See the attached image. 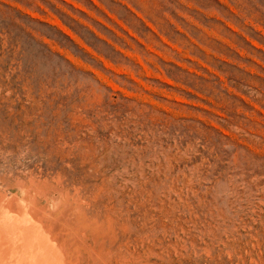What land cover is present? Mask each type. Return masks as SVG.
<instances>
[{"label": "rangeland", "instance_id": "rangeland-1", "mask_svg": "<svg viewBox=\"0 0 264 264\" xmlns=\"http://www.w3.org/2000/svg\"><path fill=\"white\" fill-rule=\"evenodd\" d=\"M23 184L93 198L114 264H264V0H0V210Z\"/></svg>", "mask_w": 264, "mask_h": 264}, {"label": "bare ground", "instance_id": "bare-ground-1", "mask_svg": "<svg viewBox=\"0 0 264 264\" xmlns=\"http://www.w3.org/2000/svg\"><path fill=\"white\" fill-rule=\"evenodd\" d=\"M33 183L30 182L31 186ZM24 188V184L21 185L25 203H22V208L18 205L20 209L16 208L17 215L9 214L10 211L15 213V208L6 207L9 212L0 210V264H114L111 257L114 253L111 252L112 235L107 227L109 219L101 233L103 226L97 220L99 208L97 210L95 207L96 202L92 197L93 203L79 192L71 193L61 188L57 198L58 204L65 203L64 217L58 219L52 214L55 209L51 210L47 204L39 206L35 200L37 195L29 199L31 192ZM43 197L47 203L49 194ZM10 198H15V195ZM3 199L1 204L9 202ZM105 241L108 242L106 246Z\"/></svg>", "mask_w": 264, "mask_h": 264}]
</instances>
